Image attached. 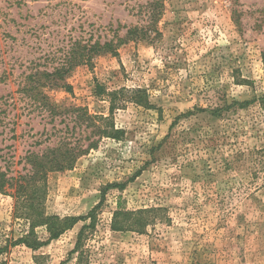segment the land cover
<instances>
[{"label": "rangeland", "instance_id": "obj_1", "mask_svg": "<svg viewBox=\"0 0 264 264\" xmlns=\"http://www.w3.org/2000/svg\"><path fill=\"white\" fill-rule=\"evenodd\" d=\"M148 1L0 0V169L24 174L30 152L99 140L72 169L49 173V214H86L105 185L127 182L106 194L82 253L80 222L38 250L10 246L0 264H264V107L229 106L264 94V0H162L157 34L76 66L70 89L46 90L55 116L20 91L74 40L146 25ZM123 87L145 89L153 107L120 93L111 114L108 92ZM82 112L110 116L121 138L99 139ZM10 191L0 192V248L28 229ZM119 200L158 210L143 231H116Z\"/></svg>", "mask_w": 264, "mask_h": 264}, {"label": "trees", "instance_id": "obj_2", "mask_svg": "<svg viewBox=\"0 0 264 264\" xmlns=\"http://www.w3.org/2000/svg\"><path fill=\"white\" fill-rule=\"evenodd\" d=\"M146 7L148 13L146 25L124 26L127 27L124 35L119 36L117 33L115 39H108L104 42L100 40L93 41L92 39L74 40L66 53H64V58L58 66L54 67L53 70L33 69L27 74L20 91L29 97L36 106L48 110L52 116L57 115L59 113L58 104L54 103L49 97L47 89H70L71 85L67 83L66 77L76 66L90 63L96 55L109 53L118 56L119 49L123 44L134 38H150L153 33L157 34L159 32L157 24L163 14V1L149 0ZM262 57L264 63V51ZM120 93L123 95L124 100L131 99L136 104L146 108L153 107L145 89H127L123 87L119 91L108 92L111 100V114L114 113V108L117 104L116 98ZM130 93L132 95H126ZM257 100L264 107V94L251 100H234L229 106L246 107ZM75 110L81 111L83 108L78 107ZM222 110V107L215 108L212 110V114L221 116ZM81 116L84 121L87 120L89 122L87 126L92 128L91 133L98 135L99 139L103 137L120 139L124 132L123 129L115 126L110 116L92 115L88 112H82ZM98 141L93 139L87 145H83L63 139L57 145L48 147L40 153H28L26 160L30 165V169L24 174L9 176L8 172L0 169V192L7 193L8 190H12L10 194L15 200L14 217L22 218L28 224L26 231L18 237H12L4 247L0 248V254L7 251L10 246L14 247L17 245H24L32 250H38L48 245L51 241L58 239L80 222H83V225L79 230L73 252L82 253L87 238L96 229L100 209L106 200V194L112 188H119L120 191L124 190L127 182L108 183L105 185L102 189L100 201L86 214L59 215L49 214L46 209L48 175L51 172L72 169L82 155L98 146ZM141 171V169L137 171L129 181H133ZM157 210L155 207L128 209L119 200L117 209L113 213L111 228L116 231H143L152 222L151 213ZM39 228L43 230V235L39 233Z\"/></svg>", "mask_w": 264, "mask_h": 264}]
</instances>
